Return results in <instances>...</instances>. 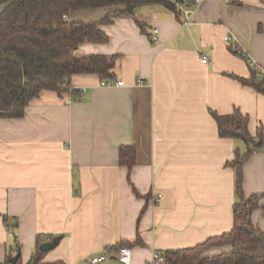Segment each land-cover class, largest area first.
Masks as SVG:
<instances>
[{"label":"crops","instance_id":"1","mask_svg":"<svg viewBox=\"0 0 264 264\" xmlns=\"http://www.w3.org/2000/svg\"><path fill=\"white\" fill-rule=\"evenodd\" d=\"M106 12L70 20L96 22ZM133 12L101 27L108 44L80 47L118 57L112 86L75 76L74 95L45 92L22 119H0V263L17 237L23 264L38 237H61L42 264H123L118 246L138 239L128 247L132 264H148L155 251L193 249L233 230L235 171L227 164L245 143L220 137L211 112L240 110L252 135L264 125V96L231 78L250 72L224 40L231 35L264 73V0H204L189 21L163 5ZM122 147L137 150L131 170L120 165ZM244 192L264 195V149L244 165ZM251 221L264 232V196Z\"/></svg>","mask_w":264,"mask_h":264},{"label":"trees","instance_id":"2","mask_svg":"<svg viewBox=\"0 0 264 264\" xmlns=\"http://www.w3.org/2000/svg\"><path fill=\"white\" fill-rule=\"evenodd\" d=\"M163 5L177 11L172 0H0V119H22L26 108L45 92L59 96L76 92L72 89L75 76L95 75L101 81L115 80L117 56L81 53L85 44H108L110 39L102 32L113 20L134 17L128 8ZM106 10L105 16L96 22L70 20L74 13ZM69 18L65 21L64 17ZM139 26L144 30L141 22ZM233 53L248 65V78L231 75L245 87L264 96V73L248 56ZM222 138L242 140L247 152L236 151L235 158L227 166L235 171L234 227L227 234L211 238L193 249L167 251L164 264H264V232L255 228L251 216L259 208L262 196L247 198L244 192V165L254 151L264 149V125L255 135L249 129V117L240 110L230 115L211 112ZM135 147L120 149V165L129 170L136 165ZM12 230L17 225L7 221ZM140 243H121L118 249ZM37 238L36 251L28 264H42L45 253ZM231 246L228 253L209 257L205 252L212 247ZM21 252L16 239L9 249L7 259L0 264H23L12 259Z\"/></svg>","mask_w":264,"mask_h":264},{"label":"built area","instance_id":"3","mask_svg":"<svg viewBox=\"0 0 264 264\" xmlns=\"http://www.w3.org/2000/svg\"><path fill=\"white\" fill-rule=\"evenodd\" d=\"M21 1V0H16ZM204 0H172L173 4L176 6L177 11L179 13H182L186 19L189 21L190 17L193 15L195 8H197L199 5L202 4ZM65 21H68L69 18L67 16L64 17ZM158 30L154 31V36L152 37L153 41H157L158 38ZM225 42L231 44V48L233 50H236L239 52V54H243V52L239 49L237 44H235L234 38L231 35H227L225 37ZM208 59L204 58L202 60L203 64H207ZM114 84V81H107L104 82L103 85L105 86H112ZM118 86H123V82L117 83ZM120 261L123 264H132V254L131 250L129 248H122L120 250ZM105 261L104 257H97L92 260L93 264L102 263ZM165 262V256L164 253L161 251H155L153 255V260L148 264H164Z\"/></svg>","mask_w":264,"mask_h":264},{"label":"water","instance_id":"4","mask_svg":"<svg viewBox=\"0 0 264 264\" xmlns=\"http://www.w3.org/2000/svg\"><path fill=\"white\" fill-rule=\"evenodd\" d=\"M128 11L133 12L134 7L128 8ZM60 241H61V237H55L52 241L42 244L40 250L44 253H48L54 250L59 245ZM20 257H21V252L17 253V255L13 257L12 262L17 263Z\"/></svg>","mask_w":264,"mask_h":264},{"label":"rangeland","instance_id":"5","mask_svg":"<svg viewBox=\"0 0 264 264\" xmlns=\"http://www.w3.org/2000/svg\"><path fill=\"white\" fill-rule=\"evenodd\" d=\"M245 143V142H244ZM246 144H243V147H242V152L243 153H246L247 152V145L245 146Z\"/></svg>","mask_w":264,"mask_h":264}]
</instances>
